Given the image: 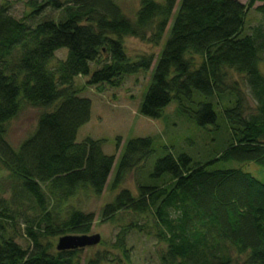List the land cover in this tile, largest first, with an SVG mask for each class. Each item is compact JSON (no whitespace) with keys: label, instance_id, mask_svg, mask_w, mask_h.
<instances>
[{"label":"trees","instance_id":"16d2710c","mask_svg":"<svg viewBox=\"0 0 264 264\" xmlns=\"http://www.w3.org/2000/svg\"><path fill=\"white\" fill-rule=\"evenodd\" d=\"M255 2L264 24V0H139L132 16L116 0H29L21 18L7 1L0 3V264H80L81 248L57 250L52 240L88 234L93 212L69 201L79 191L99 195L114 161L103 140H75L90 115L82 87H119L153 62L139 113L158 118L175 101L197 124L215 125L216 109L228 138L206 162L184 153L158 158L136 195L121 188L102 206V220L125 212L134 220L110 246L123 264H132L127 234L148 235L149 226L166 245L157 264H264V182L236 167H211L215 161L264 167V25L241 34ZM47 6L61 9L60 18L30 19ZM171 17L157 57L130 60L123 38L157 45ZM60 48L66 53L55 59ZM234 74L246 84L254 111L246 108ZM85 76L84 84L76 83ZM24 105L40 111L32 133L15 148L6 140L7 124ZM152 152L150 137L127 140L113 183ZM112 262L103 250L85 264Z\"/></svg>","mask_w":264,"mask_h":264},{"label":"rangeland","instance_id":"374dc122","mask_svg":"<svg viewBox=\"0 0 264 264\" xmlns=\"http://www.w3.org/2000/svg\"><path fill=\"white\" fill-rule=\"evenodd\" d=\"M8 2L9 11L17 18H21L29 12V0H0V3ZM42 0H36L40 2ZM123 11L132 16L137 9L139 0H116ZM247 3L248 0H238ZM261 4L255 2L247 11L243 31L246 34L252 27L262 26V16L256 12L255 7ZM178 6V1L175 8ZM61 9L51 6L43 7L37 14L30 18L33 22L42 18H60ZM169 20L161 41L154 45L148 41L140 40L133 36L123 38V47L130 60L137 59L140 55L152 54L157 57L168 36ZM30 21V20H29ZM66 53L65 48H60L55 52V59L63 58ZM54 60V59H53ZM199 59L195 58V64ZM154 62L149 70H139L135 74L124 78L119 87H109L104 85V90L99 92L93 87H82L81 95L87 97L90 102V115L87 122L81 125L75 135V140L80 141L86 136L103 140L102 150L105 154L113 155L114 161L107 177L105 187L99 195L91 192H78L71 198L69 203L84 211L93 212V222L88 234H99V243L93 246H86L80 250V264H85L97 251L107 250L114 257V262L110 264H123L122 255L119 250L110 246L115 241V235L120 228L126 225L131 219L128 212L120 213L116 219L103 221L100 215L102 206L113 199L114 195L121 189L126 188L136 195L137 186L141 183H149L148 173L151 171L154 162L167 154L176 157L184 153L193 161L206 162L213 158L225 146L228 138V128L220 111L216 110V121L214 124H197L187 113H179L175 101L166 105L158 118H151L139 113V106L143 95L150 81V75ZM264 67V64L261 63ZM92 68V66H91ZM83 78H76V83L84 84ZM233 79L238 80L239 86L244 96L245 106L249 111H254L255 102L249 93L242 77L234 74ZM190 107L189 105H187ZM39 109L28 105L22 106L18 114L7 124L6 140L13 146L26 138L36 126ZM136 137H150L152 140L153 152L145 160L127 172L122 179L113 183L116 162L119 158L123 145L127 140ZM118 140H120L118 144ZM118 144V146H117ZM211 167H236L242 171L249 172L259 181L264 182V167L257 162L239 163L235 161H215ZM5 196V195H4ZM123 214V215H122ZM137 220L139 224L145 222L143 215ZM152 228V229H151ZM150 234L131 229L126 237L125 247L132 264H157L159 254L164 251L166 245L155 236L153 227H146ZM52 241L56 245L57 239ZM18 242L24 244L23 239ZM236 264H241L240 260Z\"/></svg>","mask_w":264,"mask_h":264},{"label":"water","instance_id":"95a60500","mask_svg":"<svg viewBox=\"0 0 264 264\" xmlns=\"http://www.w3.org/2000/svg\"><path fill=\"white\" fill-rule=\"evenodd\" d=\"M100 241L99 234H66L57 239V250L77 249L93 246Z\"/></svg>","mask_w":264,"mask_h":264}]
</instances>
